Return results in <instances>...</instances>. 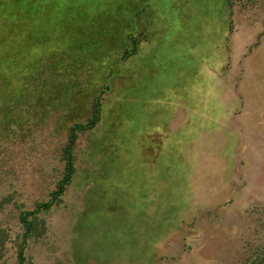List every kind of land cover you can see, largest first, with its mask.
Listing matches in <instances>:
<instances>
[{"label": "rangeland", "instance_id": "obj_1", "mask_svg": "<svg viewBox=\"0 0 264 264\" xmlns=\"http://www.w3.org/2000/svg\"><path fill=\"white\" fill-rule=\"evenodd\" d=\"M36 1L30 22L7 17L13 8H2L14 0L0 11V264H19L20 252L22 264H246L264 256V201L252 193L264 186V138L226 142L229 164L219 167L211 156L224 142L186 134L182 151L196 163L186 197L176 204L171 191L163 212L148 219L131 216L125 169L131 128L140 117L153 120L147 104L163 92L177 129L181 89L203 66L216 65L224 101L240 102L230 71L240 50L250 53L245 71L260 90L255 102H264V50L254 49L264 0ZM133 38L139 50L130 80ZM71 45L81 51L73 54ZM95 100L99 121L90 130ZM111 120L126 122L129 137L121 130L117 140ZM69 149L71 180L53 200ZM165 182L155 176L153 186L159 191Z\"/></svg>", "mask_w": 264, "mask_h": 264}, {"label": "crops", "instance_id": "obj_2", "mask_svg": "<svg viewBox=\"0 0 264 264\" xmlns=\"http://www.w3.org/2000/svg\"><path fill=\"white\" fill-rule=\"evenodd\" d=\"M237 40L234 38V42L238 44L239 41ZM153 43L154 41H152ZM250 44V42L245 43V47ZM255 48L264 50V30L259 35ZM215 52H217L216 46L211 53ZM250 55V53L245 54L243 49L240 50V56L235 60L233 59L237 63L236 69L230 71L237 78V81L233 82V88H236L237 94L240 96L238 98L240 102L227 99L224 101L221 93L224 91L220 89L223 82L219 79V70L216 65L214 67L203 66L195 73L196 78L194 75L195 80H192L191 85L195 87L207 85L212 88L219 101H205L194 104H186L183 101L180 103L181 108H178V111L180 109L182 111L180 113L181 120L178 124L179 127L171 129V114L169 112L172 109V104L164 100L162 96L163 92H161V95L158 97L160 100L158 99L150 105L149 103L147 104L146 115L152 116L153 120L152 118H147L144 123H141L142 118L140 117L137 127V131L141 129L140 142L143 141L142 139H145L147 142H165L168 141L167 138L169 136H174L173 139L177 141H185L186 134H198L200 137L195 138V141L206 139L202 138L201 135L209 136V141L220 140L224 142L220 147L218 146V150H215L214 156H211L217 158V163L221 167L222 165L220 164L222 162L229 164V157L224 149L226 142L233 141L234 138L236 141H245L247 140L245 135L249 134L253 136L251 139L254 140L264 138V131L259 128L262 125V121H264V102H255L261 99L260 90L253 86V80L251 79L253 73L250 74V69L245 71V67L250 62ZM230 59L232 64V55ZM160 74L162 72L154 71L152 76L159 78ZM226 84H228V79ZM252 111H260V113H252ZM182 153L178 161V167L173 171L171 183H174L173 188L177 191L181 189L184 193L186 189V174H189L193 170L196 163L190 156L187 159L185 151ZM165 155L166 153L163 151H151L149 149L145 153L138 152V150H135V153H131V179L134 181L135 190L139 192L140 196L139 198L137 197L135 205L137 210H144V219L160 215L164 209L165 198L167 204H169L168 193L171 188V171L168 165L164 166ZM242 169V186L244 189L242 197H245V163ZM207 171L213 172V169L209 167ZM155 176L159 178L160 182L166 181L164 187L160 188L159 191L153 186ZM154 189H156V192L153 194ZM252 193L259 195L264 201V186L259 187L257 192L252 189Z\"/></svg>", "mask_w": 264, "mask_h": 264}, {"label": "trees", "instance_id": "obj_3", "mask_svg": "<svg viewBox=\"0 0 264 264\" xmlns=\"http://www.w3.org/2000/svg\"><path fill=\"white\" fill-rule=\"evenodd\" d=\"M8 0H0V11L2 12V10L4 9V12H7L9 8H13V11L9 16H7L8 18H12V20H16L18 22H24V21H27L29 20V22L32 20V14L35 9L37 8V1L36 0H14L13 4L10 6H6V2ZM65 2H61V4L63 5ZM5 4V6L2 8L1 10V7ZM59 4V3H58ZM34 9V11L32 10V8ZM55 7V6H54ZM58 7H56V10H58ZM3 12V13H4ZM26 16V17H25ZM6 17V18H7ZM26 18V19H25ZM28 22V23H29ZM28 24L26 23V26ZM60 34H58L59 36ZM34 43H35V48H38V46H36V44L38 43H41L42 40L41 39H36V37H34V39L32 38L31 39ZM73 43V42H72ZM42 44V43H41ZM131 44H132V48L130 49V57H131V71H130V80H132V76L134 74L133 70L136 69V65H135V58L138 56V43H137V40L136 38H133L131 39ZM144 44H147L148 46H150V42L147 43V42H144ZM74 45V43H73ZM143 45V43H142ZM141 45V46H142ZM42 47H43V44H42ZM74 48L71 50V52L74 54L76 52V50L78 51H81L80 50V47L79 46H72L71 45V48ZM76 49V50H75ZM193 49V48H192ZM192 53L194 54V49L192 51ZM76 54V53H75ZM136 55V57H135ZM133 59V60H132ZM135 67V69H134ZM183 70V69H181ZM185 71V70H183ZM182 71V72H183ZM191 73V72H190ZM188 77H192V75H188ZM185 78L186 75H185ZM194 78V77H193ZM184 79V77H183ZM193 80V79H192ZM191 80V82H192ZM186 85V86H185ZM185 85L182 87L181 89V94H182V97L184 98L183 101L186 103V104H194V103H197V102H205V101H208V102H218L219 99H217V97L215 96V93L212 91V88L208 87L207 85H202V86H188L187 82L185 83ZM210 88V89H209ZM211 90V91H210ZM216 98V99H215ZM100 107H101V104L100 102H98L97 100L94 101L93 105H92V117L88 123V127H86L87 129H94L95 125L98 123L99 121V114H100ZM147 113V112H145ZM113 124L112 125V128H110L109 132H112L114 135L115 133L118 131H123L124 133H127L128 134V137H129V127L127 125L126 122H113L115 120H111ZM119 123V124H118ZM141 123H144V120L141 119ZM115 124H116V127H115ZM118 124V125H117ZM145 128V126H144ZM141 129H139L137 131V129L133 130L131 128V146H133V148L131 147L130 151L131 153H135V150H138V152H147L148 149L151 150V151H163L166 153L165 155V159H164V166L168 165V167L170 168V171H171V174H170V177L172 178V175H173V171L177 169L178 167V161H179V158L182 156V142L184 141H177L176 139H173L174 136H169L167 138L168 141H165V142H154V141H150V142H147L145 139H142L143 141L140 142V136H141ZM128 131V132H126ZM121 132V133H123ZM137 135V138H136V135ZM195 135H198V134H192V136H195ZM115 137L117 138V140H120L121 141V138L120 137H117L115 135ZM138 139V140H136ZM115 140V138H114ZM188 140V139H187ZM189 141V140H188ZM73 140L71 141V144L70 146L73 144ZM228 147V144H225V148ZM128 154H129V151H127ZM120 154V153H119ZM227 154H228V151H227ZM66 155H67V158H68V162H67V175L65 176V178L61 181V183L58 184V191L57 192H54L52 194V199L54 200L55 198H57L62 192H63V185L64 184H67L71 179V174L73 173V166L74 164L72 163L71 161V157H70V149L68 151H66ZM180 155V156H179ZM145 156V155H144ZM130 160H131V154H129V162H127L125 164V169H128L127 167V164L128 166L130 165ZM165 175V173H164ZM130 186H131V189H130V192H131V198L133 199L134 203H136L137 201V197L139 198V192H136L135 190V185H134V181L130 178ZM173 185L174 183L170 185V189H169V193H168V196L169 198L172 197V194L170 195V192L173 191V194L175 195V197H178L177 201H176V204H179L182 200L184 201V197H186V190L185 189V192L183 193V191L180 189V192L179 193H176L177 190L175 188H173ZM143 197V196H142ZM130 199V198H129ZM130 199V200H132ZM169 203H170V200H169ZM183 203V202H182ZM52 204V201H50L49 203L47 204H44L42 205L43 208L45 209H49L50 206ZM183 205V204H182ZM134 212H132V215L133 217L135 218H138V219H141V216L143 214V209L141 211L137 210L136 208H134ZM175 210H176V205H175ZM26 216H28V214H26L23 218H22V222L23 224H26L27 225V231L31 230V224L28 223L27 221V218ZM151 220H154V219H151ZM23 263V257H22V253L20 252L19 254V264H22ZM246 264H264V256H256V257H253L251 259H249Z\"/></svg>", "mask_w": 264, "mask_h": 264}]
</instances>
